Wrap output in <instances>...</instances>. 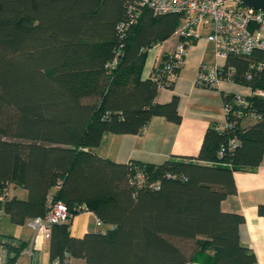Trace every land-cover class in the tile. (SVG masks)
Segmentation results:
<instances>
[{
    "label": "trees",
    "instance_id": "obj_1",
    "mask_svg": "<svg viewBox=\"0 0 264 264\" xmlns=\"http://www.w3.org/2000/svg\"><path fill=\"white\" fill-rule=\"evenodd\" d=\"M182 20L142 0H0V197L7 193L0 208L25 224L46 214L50 195L68 206L67 221L51 231V261L257 262L241 241L244 216L224 211L222 202L237 192L234 172L255 170L264 156V96L256 93L264 71L252 68L261 52L230 53L225 72L233 69V82L255 93L245 96L241 116L237 94H223L229 126L211 124L196 158L117 163L94 151L109 133H142L155 116L180 121L176 100L156 101L175 80L159 71L144 78L143 68L147 50ZM140 171L145 179L132 181ZM86 209L104 227L74 236L73 220ZM5 237L0 246L14 263L28 243Z\"/></svg>",
    "mask_w": 264,
    "mask_h": 264
},
{
    "label": "crops",
    "instance_id": "obj_2",
    "mask_svg": "<svg viewBox=\"0 0 264 264\" xmlns=\"http://www.w3.org/2000/svg\"><path fill=\"white\" fill-rule=\"evenodd\" d=\"M210 30L209 27H203L202 36L189 46L184 65L178 72L174 86L160 88L157 92L156 101L158 103L168 104L174 100L177 101L180 121L175 122L164 116H155L142 133L123 135L109 133L94 149L97 154L117 163L137 160L152 164H161L173 156L196 158L199 155L209 126L217 123L221 127L226 121L223 94L234 93L250 96L255 93L250 86L228 80H222L218 86L210 88L197 84L202 64L212 65L217 61L222 64L227 63V60H222L217 56L214 44L207 40L206 37ZM178 40L179 37L175 32L162 43L147 50L143 68L144 78L151 77L157 71L165 55H169L176 48ZM248 121L250 122L251 119ZM234 179L237 192L223 200L222 209L244 216L245 220L240 226L241 241L255 252L257 256L255 264H264V216L259 214V205L264 203V156L260 166L255 170L235 171ZM12 193L21 198L27 196L24 189H13ZM83 213L89 215L90 220L88 225L81 230L80 235L72 231L73 220L71 232L77 237L99 229L96 219L87 212ZM27 227L29 230L21 231L20 235L0 232V238L1 236L8 238L5 236L11 235L17 240L28 243L17 258L16 264H27L28 262L25 250L31 245L34 232L28 225ZM46 248L50 264L49 241L43 243L39 257L43 263L41 253ZM73 264H85V262L81 259H73Z\"/></svg>",
    "mask_w": 264,
    "mask_h": 264
},
{
    "label": "built area",
    "instance_id": "obj_3",
    "mask_svg": "<svg viewBox=\"0 0 264 264\" xmlns=\"http://www.w3.org/2000/svg\"><path fill=\"white\" fill-rule=\"evenodd\" d=\"M142 3L150 6L156 14L175 12L183 15L182 24L176 31L179 37L177 46L169 54V59L163 67L161 64L157 68L161 75L166 74L169 82L176 79L184 65L189 46L202 36L203 27L211 29L206 38L214 44L217 56L222 60L228 61L230 53L252 58L258 51L262 56L253 61L252 68L264 71V10L246 7L241 0H142ZM225 66L226 64L220 61L212 65L202 64L198 80L203 84L215 86H218L222 80L233 82L231 76L234 70L225 72ZM256 93L264 96V89H259ZM245 96L237 94L236 101L240 107L236 111L237 116H241L244 113L241 108L248 105ZM228 126L226 119L221 129H226ZM231 144L236 145L237 140H232ZM144 179L145 175L140 171L135 173L132 181L142 182ZM5 196L7 193L0 198L4 199ZM83 212L89 213L96 219L97 227H104L103 222L92 210L86 209ZM2 214L3 209L0 208V216ZM69 215L68 206L62 201H55L50 195L46 214L27 220L26 224L34 232L31 245L25 250L28 257L27 264H43L39 257L43 243L50 241L53 226L67 221ZM0 264H16L12 262L7 249L3 246H0ZM50 264H73V258L66 260L55 258Z\"/></svg>",
    "mask_w": 264,
    "mask_h": 264
},
{
    "label": "rangeland",
    "instance_id": "obj_4",
    "mask_svg": "<svg viewBox=\"0 0 264 264\" xmlns=\"http://www.w3.org/2000/svg\"><path fill=\"white\" fill-rule=\"evenodd\" d=\"M89 220H90L89 215H87L86 213L79 214L74 219V224L72 226L73 233L76 235H80L81 230L84 227H86V225H88ZM23 230L24 231L29 230L26 223L25 224L14 223L8 215H5V214L1 215V217H0V232L20 235V232ZM42 253H41V255H42L41 260L43 261V263L49 264V259L47 256V254H48L47 248Z\"/></svg>",
    "mask_w": 264,
    "mask_h": 264
},
{
    "label": "water",
    "instance_id": "obj_5",
    "mask_svg": "<svg viewBox=\"0 0 264 264\" xmlns=\"http://www.w3.org/2000/svg\"><path fill=\"white\" fill-rule=\"evenodd\" d=\"M243 5L249 8L264 10V0H241Z\"/></svg>",
    "mask_w": 264,
    "mask_h": 264
}]
</instances>
